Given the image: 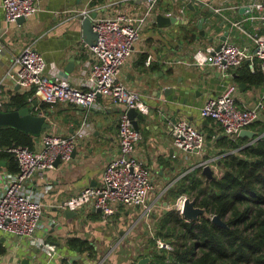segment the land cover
Listing matches in <instances>:
<instances>
[{"label": "crops", "instance_id": "1", "mask_svg": "<svg viewBox=\"0 0 264 264\" xmlns=\"http://www.w3.org/2000/svg\"><path fill=\"white\" fill-rule=\"evenodd\" d=\"M193 1L194 11L188 8V0H158V11L170 14L177 10L178 18L189 21L188 24L174 25L170 30H159L155 24H147L134 44L129 63L121 72L123 83L127 88L139 92L141 100L148 106L144 119L138 120L143 139L137 151L151 172L152 188L147 195L150 212L147 213L141 206L120 205L105 223L99 212L84 206L75 211V217H67L65 210L58 207L59 204L86 186L101 184L106 165L118 152L117 122L121 109L108 98L99 96L89 109L59 102L43 111L52 127L35 136L36 142L45 133L62 136L74 134L86 121L93 127L91 134L78 139L76 154L69 161H60L57 166L46 170L43 176L35 174L28 181L29 187L41 196L44 210L42 228L35 236L53 244L58 252L52 264L72 261L73 257L77 264H135L138 253L134 259V249L147 248L148 240L154 238L157 219L174 203L167 196L168 190L198 161L208 157L217 161L219 158L206 148L211 146L207 136L213 132L220 136L222 131L214 121L201 117L200 108L208 98L222 93L226 84L234 80L238 68L230 70L231 77H225L211 65L192 63L191 56L196 49L217 46L221 42L218 37L213 42L202 37L196 41L198 29L195 23L200 16L199 10L205 4H210L226 16L230 26V22L242 21L250 33H259L264 21L251 20V14L240 11L241 6L248 5L250 0ZM90 3V0H40L39 11L22 23H17L5 20L0 0V44L3 46V50H0L1 110L12 96L26 92L7 78L14 56L26 45H32L42 54L47 76L70 78L75 86L86 82L90 74L91 46L84 41L82 18L77 12L88 9ZM98 8L102 15L137 11L141 6L134 0H104ZM213 21L212 15L207 13L204 28L208 30ZM217 30L221 32L220 28ZM227 41L249 52L254 51L252 40L243 33L239 32L237 37L229 36ZM148 57H151L149 65L146 64ZM71 59L75 63L69 72L67 67ZM165 76H169L170 80H166ZM150 78L172 88V91H157V83L150 81ZM263 97L264 86L245 84L243 89L239 85L236 101L239 107L247 108ZM180 118H186L206 135L203 152L186 156L174 148L170 128ZM0 161L2 183L3 175L12 172L5 160ZM53 218L56 219L54 225L51 222ZM70 238L88 241L97 250V257L91 258L88 252L79 247L68 248ZM0 246L5 249L4 254L0 255L1 264H21L25 258L29 264L46 263L45 253L32 244L30 238L0 232Z\"/></svg>", "mask_w": 264, "mask_h": 264}, {"label": "built area", "instance_id": "2", "mask_svg": "<svg viewBox=\"0 0 264 264\" xmlns=\"http://www.w3.org/2000/svg\"><path fill=\"white\" fill-rule=\"evenodd\" d=\"M39 2L40 0H2L5 20L16 22L20 17L28 18L36 14L39 11ZM134 2L141 6L140 10L101 15L99 8L89 7L77 12L83 19L91 17L93 10L98 11L96 17H91L97 40L90 47V74L81 86H75L70 78L47 76L45 59L32 45L24 46L21 52L14 56L7 72V78L12 83L26 92L34 90V98L39 99L40 103L61 102L89 109L94 106L99 96H103L121 109L117 122L118 152L106 165L101 184L84 187L77 194L64 199L58 206L61 210L71 211H77L84 206H89L94 211L100 209L101 220L105 223L120 205L141 206L147 213L151 210L147 204V195L152 188L151 172L137 151L143 137L134 128L126 113L129 108H134L146 114L148 106L141 100L139 92L127 88L123 83L121 72L132 57L134 44L142 29L147 24L154 23L158 12V0ZM248 6L249 14L252 15L251 20L264 21V0H250ZM179 12L182 13V10ZM230 23L232 28L252 40L254 51L249 52L226 40L221 43L219 49H216V46L196 49L191 56L192 63L211 65L218 68L223 76L231 77L230 70L239 68L245 61L253 68L254 62L257 61L264 74V35L248 32L242 21ZM0 50H3L2 44ZM150 60L151 57H148L147 65L150 64ZM238 91L239 84L232 80L226 84L219 96L208 98L200 108L201 117L213 120L222 130L221 134L230 138L237 137L241 129L248 128L263 117L264 97L252 107L241 108L236 101ZM2 96L0 88V107ZM31 100L32 98L29 99ZM39 112L45 115L42 110L37 113ZM92 131V125L86 121L71 135L62 136L58 133L41 135L35 142L34 149L13 146L7 150L17 161L19 170L16 173H5L0 183V232L30 238L31 243L45 253V264H52L58 257V252L53 244L35 236L42 228L44 210L41 196L29 187L28 181L35 174L43 176L46 170L52 169L58 156L61 162L69 161L78 139L91 134ZM170 133L174 148L186 156L199 154L205 149L206 135L186 118L173 122ZM215 137L216 134L213 135V138ZM215 162L213 160L210 163L218 178L222 171ZM192 169L193 167L189 168V171ZM184 197H178L172 204L179 213ZM51 222L53 225L56 224V219L53 218ZM155 244L158 249L172 250V245L160 238H156ZM66 261L63 264H72V261Z\"/></svg>", "mask_w": 264, "mask_h": 264}, {"label": "trees", "instance_id": "3", "mask_svg": "<svg viewBox=\"0 0 264 264\" xmlns=\"http://www.w3.org/2000/svg\"><path fill=\"white\" fill-rule=\"evenodd\" d=\"M103 2L93 0L90 7L98 8ZM259 34L264 35V27ZM234 80L264 86V74L257 61L253 68L245 61L236 70ZM30 98L34 99V90L15 94L4 110L23 108ZM50 105L42 102L36 113L47 111ZM262 116V120L248 126L262 136L247 146L246 138H230L224 134L213 138L214 132L209 133L207 140L211 146L206 148L219 156L221 176L206 185L201 168H194L167 193L173 202L180 196L194 198L196 205L204 208L209 216L189 222L172 206L157 219L154 238L148 240L147 248L138 252L137 259L149 256L148 264H264V110ZM35 142L36 137L29 132L12 126L0 128V159L7 162L10 172L16 173L19 169L7 150L13 146L34 149ZM216 214L226 227L211 222L210 216ZM156 238L169 242L172 250L158 249ZM67 246L79 247L91 258L97 257L94 246L80 238H70ZM4 252L0 246V255Z\"/></svg>", "mask_w": 264, "mask_h": 264}, {"label": "water", "instance_id": "4", "mask_svg": "<svg viewBox=\"0 0 264 264\" xmlns=\"http://www.w3.org/2000/svg\"><path fill=\"white\" fill-rule=\"evenodd\" d=\"M188 8L192 11L195 10V7L192 5L191 2L187 4ZM242 10L247 11L250 13V7L245 4L241 6L240 11ZM98 11L93 10L91 12V17H96ZM207 13H210L214 19L212 23H210L209 29L206 30L204 28L205 22H207ZM199 18L196 20V28L198 29V35H196V41H198L201 37L207 39L209 42H213L215 37H218L221 41L220 44L216 46V49H219L222 42L226 41L229 36H239V31L237 29L231 28L230 24L227 23V18L220 11L216 10L215 7L211 6L210 4H205L199 10ZM91 17H85L82 19V33L84 36V41L89 45L93 46L97 40V33L93 29V24ZM25 20L24 17H20L16 20L17 23H22ZM189 21L183 20L178 18L177 10H173L170 14H164L162 11H158L155 15L154 23L159 30H170L174 25L179 24H188ZM218 28L221 29V32H218ZM74 60L71 59L69 61L67 71H71L72 67L74 66ZM166 80H170L169 76L164 77ZM146 80L149 81L147 78ZM154 81V78H150V81ZM157 91L163 90L165 93L171 92L172 88L164 86L161 82H157ZM240 87L243 89L245 84L240 83ZM40 101L37 98L32 99L29 104L25 107L17 109V110H1L0 109V128L6 126H12L18 128L20 130L26 131L31 133L34 136H39L42 131L46 129H50L52 127L51 123L48 122V117L46 115L35 113V109H38ZM127 115L131 119L132 124L136 130L139 131L138 120L144 119V114L139 112L137 109L129 108L127 110ZM239 137L248 139L246 144L250 145L258 140L262 135H259L257 132L251 130L250 128H243L238 133ZM76 154V149L73 150L72 156ZM214 158L208 157L205 160H200L194 166V168H201V173L205 178V184L208 185L210 181L216 180L217 176L214 174V170L211 166V161ZM2 162V161H0ZM60 163V157L58 156L55 160V166ZM216 164L219 166L220 161H216ZM100 212V209L97 210ZM66 216H76L75 211L65 210ZM180 214L182 217L189 222H198L200 218L207 217L206 210L202 207H199L195 203L194 198H190L188 196L184 197L183 204L181 207ZM210 220L212 223L226 227L227 224L222 221L219 215H212L210 216ZM76 258H72V261H75ZM150 262L149 256H143L137 260L135 264H148ZM1 264V261H0ZM21 264H29L28 259H22Z\"/></svg>", "mask_w": 264, "mask_h": 264}, {"label": "rangeland", "instance_id": "5", "mask_svg": "<svg viewBox=\"0 0 264 264\" xmlns=\"http://www.w3.org/2000/svg\"><path fill=\"white\" fill-rule=\"evenodd\" d=\"M207 216H209V215H207ZM161 239V238H160ZM137 250V251H136ZM138 252H142V248L140 247H137V249H134V259H135V256H136V253H138ZM121 255H123V256H125V253H122ZM125 257H128V256H125ZM129 258V257H128Z\"/></svg>", "mask_w": 264, "mask_h": 264}]
</instances>
